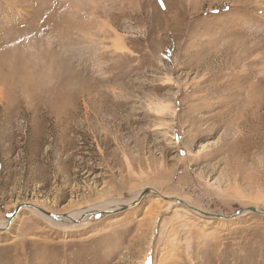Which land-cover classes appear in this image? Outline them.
Wrapping results in <instances>:
<instances>
[{"label": "rangeland", "instance_id": "obj_1", "mask_svg": "<svg viewBox=\"0 0 264 264\" xmlns=\"http://www.w3.org/2000/svg\"><path fill=\"white\" fill-rule=\"evenodd\" d=\"M164 3L0 0V264H264L263 215L172 199L264 210V0Z\"/></svg>", "mask_w": 264, "mask_h": 264}, {"label": "bare ground", "instance_id": "obj_2", "mask_svg": "<svg viewBox=\"0 0 264 264\" xmlns=\"http://www.w3.org/2000/svg\"><path fill=\"white\" fill-rule=\"evenodd\" d=\"M160 106H162V104H160ZM159 108V107H158ZM161 108V107H160ZM168 109V108H167ZM156 191V190H153V189H149V191ZM142 190H139V191H137L136 192V194L134 195L135 197L141 192ZM156 192H158V191H156ZM159 193V192H158ZM159 195H161L162 196V194H160L159 193ZM138 197V196H137ZM173 200H176V198L175 197H173L172 198ZM181 201H183V200H181ZM185 202V201H184ZM131 203V202H130ZM130 203H128V204H130ZM187 203V202H186ZM125 204L127 205V203L125 202H123V203H118V202H115L114 200H109V201H103L102 202V204L101 205H97L96 203L94 204H91V205H88V206H86L85 207V209L84 210H79V209H77V210H73V211H70L69 213H65V215H68V216H63V214L61 215L62 216V219H64V220H66V221H68V222H71L72 220H75V219H77V220H81L82 218H87V217H89V216H94V215H96V214H99L98 212H104L105 211V209H107V210H113V209H121L123 206H125ZM190 207H194V206H192L190 203H187ZM187 207V206H186ZM39 207H37V206H34L32 209H35L36 211H42V210H40V209H38ZM187 208H189V207H187ZM195 208V207H194ZM42 209V208H41ZM104 210V211H101V210ZM190 209V208H189ZM44 210V209H43ZM200 210V209H199ZM38 211V212H39ZM115 211V210H114ZM42 213H44V212H42ZM55 214V213H54ZM45 218H47L48 220H51L52 222H55L56 224H61L59 221H58V219H54V218H52L51 216H49V215H45L44 216ZM12 219L11 218H9L8 220H6V222L4 221V222H0V228H2V226H6V225H9V223H8V221H11ZM65 222V221H64Z\"/></svg>", "mask_w": 264, "mask_h": 264}, {"label": "water", "instance_id": "obj_3", "mask_svg": "<svg viewBox=\"0 0 264 264\" xmlns=\"http://www.w3.org/2000/svg\"><path fill=\"white\" fill-rule=\"evenodd\" d=\"M149 191V189L147 188V189H143L140 193H139V195H138V197L132 202V203H135V202H137L138 201V199L140 198V197H142L145 193H147ZM175 201H177V202H179V203H181V204H183V205H185V206H187V207H189L190 209H192V210H195V211H197V212H200V213H202V214H205V215H207V216H214V217H217V218H234V217H236V216H238L239 214H241L242 212H244V211H250V212H254V213H257V214H261V215H263L264 216V210H260V209H258V208H254V207H246V208H243L242 210H240V211H238L236 214H234V215H232V216H224V215H219V214H213V213H207V212H203L202 210H199V209H197V208H194V207H190L186 202H184V201H181V200H179V199H176ZM29 207H34L32 204H27ZM19 208H20V206H17L16 207V209L13 211V213H12V215L10 216V218L11 219H13L14 218V216L16 215V212L19 210ZM125 207L123 206L121 209H124ZM38 209H40V210H42L41 212H44V214H47V215H49V216H51L52 218H54V219H59V220H63L62 219V214H53V213H50V212H48V211H46V210H43V209H41V208H38ZM104 212H106V213H108V212H111V211H104ZM98 213H101V212H98ZM63 216H66L65 214H63ZM10 221H8V223H9ZM72 223H76V222H79V220H72L71 221ZM0 229H6V228H0Z\"/></svg>", "mask_w": 264, "mask_h": 264}, {"label": "snow or ice", "instance_id": "obj_4", "mask_svg": "<svg viewBox=\"0 0 264 264\" xmlns=\"http://www.w3.org/2000/svg\"><path fill=\"white\" fill-rule=\"evenodd\" d=\"M160 6L163 8L165 7V3H164V0H158Z\"/></svg>", "mask_w": 264, "mask_h": 264}]
</instances>
